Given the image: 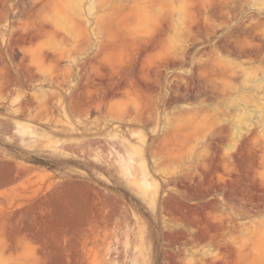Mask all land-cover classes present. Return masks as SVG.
<instances>
[{"label":"rangeland","instance_id":"rangeland-1","mask_svg":"<svg viewBox=\"0 0 264 264\" xmlns=\"http://www.w3.org/2000/svg\"><path fill=\"white\" fill-rule=\"evenodd\" d=\"M0 264H264V0H0Z\"/></svg>","mask_w":264,"mask_h":264},{"label":"bare ground","instance_id":"bare-ground-1","mask_svg":"<svg viewBox=\"0 0 264 264\" xmlns=\"http://www.w3.org/2000/svg\"><path fill=\"white\" fill-rule=\"evenodd\" d=\"M136 178V177H135Z\"/></svg>","mask_w":264,"mask_h":264}]
</instances>
